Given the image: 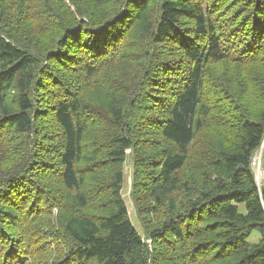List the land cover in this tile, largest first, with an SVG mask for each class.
<instances>
[{"label": "trees", "instance_id": "16d2710c", "mask_svg": "<svg viewBox=\"0 0 264 264\" xmlns=\"http://www.w3.org/2000/svg\"><path fill=\"white\" fill-rule=\"evenodd\" d=\"M258 154L264 0H0V264H264Z\"/></svg>", "mask_w": 264, "mask_h": 264}, {"label": "rangeland", "instance_id": "374dc122", "mask_svg": "<svg viewBox=\"0 0 264 264\" xmlns=\"http://www.w3.org/2000/svg\"><path fill=\"white\" fill-rule=\"evenodd\" d=\"M65 2H68V0H64ZM129 154V153H128ZM259 159V154L257 155L256 157V162L258 161ZM252 168H253V171L255 173V176H256V172H257V168L255 166V161L253 159V162H252ZM259 161H258V167H259ZM261 169V168H260ZM131 172H132V169H131V163L130 161H127L125 166H124V176H125V182H124V185H123V189L121 191V196L127 206V210H128V214H129V217H130V220L132 222V224L138 229L139 233L142 235V233L140 232V229H139V223L138 221L135 219V213H134V207L129 199V193H130V183H131ZM263 172V171H261ZM264 173V172H263ZM258 189L260 190L261 186H264V181L263 182H259L258 180L255 181ZM262 184V185H261ZM143 237V236H141ZM259 240V234L258 232L254 231L247 239H246V242L247 243H256L257 241Z\"/></svg>", "mask_w": 264, "mask_h": 264}, {"label": "built area", "instance_id": "2783aa9c", "mask_svg": "<svg viewBox=\"0 0 264 264\" xmlns=\"http://www.w3.org/2000/svg\"><path fill=\"white\" fill-rule=\"evenodd\" d=\"M254 161H255V159H254ZM259 165H260V163H259ZM259 168H261L260 166H259ZM260 171H263L262 169H260ZM264 172V171H263ZM263 172H261V175H260V178L258 179V176H257V174H256V180H258L259 182H263L264 181V173ZM262 185V184H261Z\"/></svg>", "mask_w": 264, "mask_h": 264}, {"label": "bare ground", "instance_id": "6f19581e", "mask_svg": "<svg viewBox=\"0 0 264 264\" xmlns=\"http://www.w3.org/2000/svg\"><path fill=\"white\" fill-rule=\"evenodd\" d=\"M255 159V158H254ZM255 166H256V168H257V176H258V179L260 178V175H261V171H260V168L258 167V161L256 162V160H255Z\"/></svg>", "mask_w": 264, "mask_h": 264}, {"label": "water", "instance_id": "95a60500", "mask_svg": "<svg viewBox=\"0 0 264 264\" xmlns=\"http://www.w3.org/2000/svg\"><path fill=\"white\" fill-rule=\"evenodd\" d=\"M259 161V163H260V160H258ZM255 181H256V176H255Z\"/></svg>", "mask_w": 264, "mask_h": 264}]
</instances>
